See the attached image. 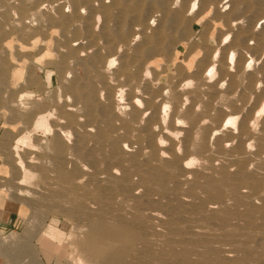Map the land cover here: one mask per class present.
I'll use <instances>...</instances> for the list:
<instances>
[{"label": "rangeland", "instance_id": "374dc122", "mask_svg": "<svg viewBox=\"0 0 264 264\" xmlns=\"http://www.w3.org/2000/svg\"><path fill=\"white\" fill-rule=\"evenodd\" d=\"M262 17L0 0V264H264Z\"/></svg>", "mask_w": 264, "mask_h": 264}, {"label": "bare ground", "instance_id": "6f19581e", "mask_svg": "<svg viewBox=\"0 0 264 264\" xmlns=\"http://www.w3.org/2000/svg\"><path fill=\"white\" fill-rule=\"evenodd\" d=\"M193 6H194V4H193ZM192 8V7H191ZM264 21V17H262V19L259 21V23H261V22H263ZM111 35V34H110ZM146 52H149V50H147ZM232 57H234L233 56V54L231 53L230 55H229V60H231L232 59ZM232 61V60H231ZM249 64L250 63H247L246 64V68L249 66ZM213 68L211 67L209 70H207V75H209V78L211 77V74L213 73ZM262 70V69H261ZM256 73V72H255ZM208 82H210V81H208ZM252 89V88H251ZM246 101V100H245ZM146 105V104H145ZM244 109V108H243ZM158 112V111H157ZM262 112H264V105H263V107L260 109V111H259V113H262ZM148 127V126H147ZM150 130V129H149ZM147 131V130H146ZM149 132V131H148ZM242 135V134H241ZM151 139H153V138H151ZM138 141V140H137ZM155 143V142H154ZM149 147H150V145H149ZM156 147V146H155ZM152 149V148H151ZM156 149V148H155ZM158 153V152H157ZM164 157V156H163ZM157 158V157H156ZM155 158V159H156ZM155 161V160H154ZM156 161H157V159H156ZM179 162V161H178ZM142 166V165H141ZM175 166V165H174ZM177 166V165H176ZM126 169V168H125ZM149 169V168H148ZM156 169V168H155ZM147 170V169H146ZM155 171V170H154ZM157 172V171H156ZM153 173V172H152ZM144 180V179H143ZM145 181V180H144ZM143 181V182H144ZM108 182V181H107ZM125 182V181H124ZM238 186V185H237ZM256 186V185H255ZM120 187V186H119ZM132 187V186H131ZM253 188V187H252ZM136 193V192H135ZM176 196V195H175ZM249 206V205H248ZM250 208V207H249ZM262 212V211H261ZM257 215V214H256ZM259 215V214H258ZM251 217V216H250ZM251 219V218H250ZM253 222V221H252ZM143 259V258H142ZM147 261V260H146ZM138 263V262H137ZM146 263V262H145Z\"/></svg>", "mask_w": 264, "mask_h": 264}, {"label": "crops", "instance_id": "0c3cea01", "mask_svg": "<svg viewBox=\"0 0 264 264\" xmlns=\"http://www.w3.org/2000/svg\"><path fill=\"white\" fill-rule=\"evenodd\" d=\"M0 219H3L4 221H6V223L9 222V217L7 218V216L4 217L0 216Z\"/></svg>", "mask_w": 264, "mask_h": 264}]
</instances>
